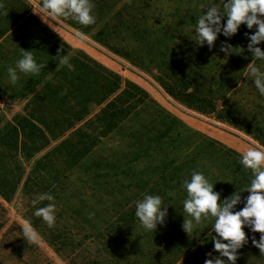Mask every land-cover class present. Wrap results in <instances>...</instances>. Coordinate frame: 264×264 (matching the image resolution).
Here are the masks:
<instances>
[{"label":"rangeland","instance_id":"obj_1","mask_svg":"<svg viewBox=\"0 0 264 264\" xmlns=\"http://www.w3.org/2000/svg\"><path fill=\"white\" fill-rule=\"evenodd\" d=\"M24 1L33 16L69 45L70 56L83 53L120 77L121 88L127 93L125 100L128 108L134 106L135 100L142 99L135 104L138 114L134 116L130 113L124 118V128L119 133L111 132L102 138L101 143L83 161L84 168L103 164L107 170H110L112 163H118V177L114 178L112 172H109V176L83 174L84 169L75 172L69 186L73 195L65 205L62 202L55 204L56 221L52 228L66 229L74 240H80L83 237L80 229L83 225L79 228L80 224L88 216L96 221L95 218L99 217L94 213L99 207L119 204L123 212L124 208L130 211L135 209L138 199L150 195V188L154 187L155 169L178 156L183 157L184 151L192 148L199 155L198 159L210 167L206 178L214 184L213 190L220 193V199L230 192L223 167L232 163L231 158L240 159L255 144L264 145V96L255 89L248 72L252 54L247 50L249 41L244 34L239 31L231 38L219 35L211 49L206 44L197 45L194 29L202 14L201 8L198 6L195 11L196 21L187 20L184 24L182 17L186 0H92L96 22L87 26L71 18H60L49 25L36 13L41 0ZM168 26L171 27L170 31L166 29ZM101 29L109 32L105 37L113 49L95 41ZM243 29L252 34L256 26L249 30L243 25ZM137 30L143 34L141 39L140 36L136 38ZM225 41L236 47L227 56L220 51ZM187 46L194 49L188 59L200 76L201 84L197 87L206 98L213 97L215 100V108L210 113H200L183 106L169 97L159 84V80L173 82L180 52L186 51ZM257 46L264 51V42ZM166 48L170 52H165ZM120 50H124V54L118 53ZM253 63L264 71V62L253 60ZM216 92L217 95H214ZM25 103L24 100L10 102L0 95V128L11 122L14 115L21 113ZM157 111L174 118L179 128L168 130L161 125ZM97 112L98 107H92L91 116ZM246 128L254 132L248 133ZM165 130L164 139L156 143L158 133ZM42 154L24 163L25 173L11 200L0 197V264H33L35 260L39 261L38 264L41 261L68 264L71 256L81 262L96 255L89 239L83 241L80 249L71 252L64 249L56 251L31 225L36 233L35 238L24 236L23 227L28 221L29 209L39 195L35 190H27L24 182L33 162ZM162 200L170 204L165 220L172 227L166 233L196 237L211 230L215 234L210 223L202 220L195 232L188 235L178 226L185 215L179 207L181 202L175 204L171 199L169 202ZM104 214H101L104 220L111 218V213ZM245 228V233L260 237L259 232L250 233ZM23 242L32 243L37 251L30 253Z\"/></svg>","mask_w":264,"mask_h":264},{"label":"trees","instance_id":"obj_2","mask_svg":"<svg viewBox=\"0 0 264 264\" xmlns=\"http://www.w3.org/2000/svg\"><path fill=\"white\" fill-rule=\"evenodd\" d=\"M203 1L186 0L182 17L184 24L187 20L196 21L195 11ZM212 3L221 6L220 0H213ZM166 29L170 31L171 27ZM239 31L245 34L243 24L237 33ZM108 33L101 29L95 41L111 48L106 40ZM135 35L136 38L143 37L138 30ZM187 47L186 51L180 52L173 82L159 80V84L169 97L183 106L194 108L200 113H210L215 108V100L213 97L206 98L197 87L201 84L200 76L195 73L192 61L188 59L194 49ZM23 51H31L37 63L44 67L35 75L18 73L16 83H10L7 68L15 66ZM165 52L170 50L166 48ZM118 53L124 54V50ZM58 54L69 57L73 70L60 63L61 57ZM69 54V45L33 16L24 0H0V95L10 102L26 101L22 112L14 115L11 122L0 128V173H3L0 174V197L6 201L11 200L25 173L24 163L33 161L40 153L43 154L33 162V167L27 173L24 187L39 194H52L55 204L62 202L65 205L72 197L73 192L69 186L72 175L77 171L84 169L83 174L101 173L104 176L112 172L114 178L119 175L118 163H112L110 170H107L103 164L95 168H84L83 161L101 143L102 138L111 132L119 133L124 128V118L130 113L134 116L138 114L135 104L142 99L135 100L134 106L128 108L125 100L127 93L121 88L118 75L83 53L73 56ZM94 106L98 107V112L91 116ZM156 114L159 123L168 130L179 128L174 118L160 111ZM246 129L248 133L253 131ZM166 133L167 130L158 133L156 143L161 142ZM198 158L194 148L188 149L184 151L183 157L178 156L158 170L155 169L154 187L150 188V195L156 193L168 202L169 199L175 204L181 202L179 207L184 211L183 201L187 193L181 187L183 181L190 179L193 170L205 176L207 172L210 173V167ZM231 161L230 165L223 167L230 192L221 199L241 192V203L234 209L237 211L248 195L244 190L250 184L252 172L241 165L240 159L231 158ZM48 203L44 201L36 204L29 209L28 214L30 225L46 243L56 251L64 249L71 252L80 249L85 239L94 245L95 256L82 259L81 262L71 256L68 264H204L206 253L218 255L212 251L211 230L196 237L174 236L166 233L172 226L165 220L164 225H157L155 231H145L138 218L133 216L135 209L130 211L124 208L123 212L119 204L101 206L98 211L94 210L99 218H95L96 221L91 220V216L83 219L79 226L83 225L80 228L83 237L74 240L66 229L50 228L42 218L34 215L35 208ZM166 206L170 204L166 203ZM104 212L105 216L111 213V218L104 220L101 217ZM185 215L186 219L190 218L187 213ZM203 220L210 223L211 227L214 224L212 217ZM182 223L178 225L181 228ZM246 236L249 237L248 243L238 250L236 264H264V254L251 243L253 235L246 233ZM255 238L259 240V236ZM23 246L32 254L37 251L32 243L23 242ZM38 262L35 260L33 264ZM43 263L49 264L41 261Z\"/></svg>","mask_w":264,"mask_h":264},{"label":"clouds","instance_id":"obj_3","mask_svg":"<svg viewBox=\"0 0 264 264\" xmlns=\"http://www.w3.org/2000/svg\"><path fill=\"white\" fill-rule=\"evenodd\" d=\"M220 3V7L213 3L200 5L202 14L194 29L195 43L199 46L206 44L211 49L219 35L231 38L242 24L249 30L256 26L254 33L244 34L249 41L247 50L252 54L248 72L253 86L264 96V71L253 63V60L264 62V51L257 46L264 42V0H220ZM38 7L39 11L36 13L49 25L51 21L58 22L60 18H71L85 26L96 22L92 0H41ZM235 48L225 41L220 51L227 56L233 53ZM57 56L61 57L62 65L73 70L67 55ZM42 67L44 65L37 63L31 51H23L15 66L7 68V76L10 83L14 84L19 79L18 73L35 75L40 73ZM240 163L244 168L251 170L252 179L244 190L248 195L243 199V207L239 211L234 209L241 203V192H235L221 200L220 193L213 190L214 184L210 183L202 172L196 170L191 172L190 179L183 181V188L187 193L183 210L190 217H184L183 230L189 235L195 232L203 219L214 218L211 229L216 235H211L212 251L218 255L206 253L204 264H236L238 250L249 240L243 230L245 227L250 233L261 234L258 241L252 236L251 243L264 254V145L257 143L250 147L240 157ZM54 200L52 194L42 193L32 201L33 206L39 202H49L43 207L35 208L34 215L42 218L50 228L56 221ZM135 216L145 231H155L157 225L163 226L165 223L167 206L159 195L146 194L135 202ZM23 233L28 239H34L36 236L27 220Z\"/></svg>","mask_w":264,"mask_h":264}]
</instances>
